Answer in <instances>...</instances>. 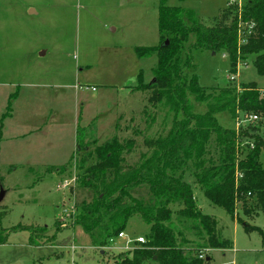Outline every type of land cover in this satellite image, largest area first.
Listing matches in <instances>:
<instances>
[{
    "label": "rangeland",
    "instance_id": "rangeland-1",
    "mask_svg": "<svg viewBox=\"0 0 264 264\" xmlns=\"http://www.w3.org/2000/svg\"><path fill=\"white\" fill-rule=\"evenodd\" d=\"M162 2L193 10L206 26H213L231 5V0H0V128L8 122L4 116L9 103L17 112L16 121H21L26 118L27 106L33 103L37 108L41 98L49 112L45 120L53 125V141L60 146L54 164L47 156L45 163L32 169L15 158L4 166L2 174H9L7 187L15 188L5 199L6 208L0 207L6 215L4 227L23 223L20 226L37 230L44 238L38 248L28 244L29 232L11 230L8 245L0 246V264H117L120 256L140 246L127 245L126 239L148 235L150 226L136 215L128 222L125 239L98 247L73 220L79 211L76 203L86 197L77 177L93 164L98 145L116 135L134 138L137 149L128 155L134 163L146 150L145 136L172 123V116L160 110L154 130H148L144 113L146 107L151 108L148 93L133 88L141 72L146 82L152 80L157 57L141 59L135 49L160 44ZM245 2L238 0L233 6L241 7ZM194 57V72L208 90L228 84L240 89L255 82L264 91V75L257 73L251 58L233 69L222 52L194 50ZM231 76L236 80L231 81ZM26 94L34 100L27 101ZM18 96L22 99L15 104ZM190 99L195 112L207 111L206 102L193 96ZM48 102L55 104L56 111ZM245 117L241 113L234 118L228 111L217 114L222 126L235 129ZM258 121L250 119L245 126L258 123V133L264 138V115ZM134 126L142 131L140 135L134 133ZM79 140L85 151L78 150ZM211 149L218 162L215 148ZM53 172L58 175L51 181L48 174ZM57 181H69L70 185L58 191ZM194 190L201 211L216 218L218 233L231 242L228 249L205 251L212 264H264V213L248 216L239 203L238 218H232L198 187ZM246 224L254 230L248 231ZM72 245L77 247L74 252Z\"/></svg>",
    "mask_w": 264,
    "mask_h": 264
},
{
    "label": "trees",
    "instance_id": "trees-1",
    "mask_svg": "<svg viewBox=\"0 0 264 264\" xmlns=\"http://www.w3.org/2000/svg\"><path fill=\"white\" fill-rule=\"evenodd\" d=\"M159 32V45L135 49L139 58L156 56L157 62L152 80L146 82L141 72L133 88L148 93V130H154L160 110L172 116V123L145 136L146 150L134 163L128 160L137 149L134 138L116 135L95 148L93 164L77 177L86 197L76 203L73 225L82 226L95 246L104 247L138 215L150 226L146 242L120 256L117 264H212L209 254L205 259L199 254L228 249L231 242L218 233L216 218L201 211L194 188L232 218H238L239 203L248 216L264 213V138L259 124L226 128L217 119L218 113L228 111L234 118L244 113L260 121L264 91L255 82L240 89L230 84L204 88L194 72V50L222 52L233 69L251 58L257 73L264 75V0L228 5L213 26L200 22L193 10L162 2ZM190 96L206 102L207 111L195 112ZM10 112L9 103L6 115ZM137 129L133 127L140 135ZM77 147L86 150L80 140ZM3 218L0 211V245L8 242L11 230H28L20 225L7 229ZM245 227L254 230L249 224ZM29 232V243L41 246L40 232Z\"/></svg>",
    "mask_w": 264,
    "mask_h": 264
},
{
    "label": "crops",
    "instance_id": "crops-1",
    "mask_svg": "<svg viewBox=\"0 0 264 264\" xmlns=\"http://www.w3.org/2000/svg\"><path fill=\"white\" fill-rule=\"evenodd\" d=\"M25 96V99L27 101L30 100L32 102L34 100V96H31L29 94H26ZM21 99L22 97L18 96L15 99V104L21 101ZM38 100L39 102L37 108L33 107V103H31V106H27L25 110V114H27L26 118L22 119L21 121H16V119H18L17 112L14 111V109L11 110L9 115L4 116V120L8 122L0 128V185L5 192V196L0 202V205L2 204V206H0L2 209L6 208L7 206L4 202L10 190L15 189H13V187H7L8 183H6V180L9 178V174H2V170H4V166H6V164L8 165V163L13 162V158H15V160H17L18 162L25 163V165H30L32 169L33 165L45 163L46 161L44 160H46L47 156L53 159L51 160V163L54 164L56 162L57 156L60 155V151L58 150L60 146H58V143L53 141L54 138L51 135V129L53 128V125L45 120L48 109L45 108V104L40 103L42 102L41 98H38ZM47 106H51V108H54V110L56 111L54 103L52 104V102H48ZM31 169L29 168L28 171H33ZM48 175L50 177L49 179L51 181H54L53 179L56 178V175L58 174H55V172H53V174ZM25 176L28 177L29 174H25ZM55 188L58 191L62 190L61 183L59 181H57ZM52 201H54V198ZM5 216L6 215L4 214V218ZM21 224L23 223H18L17 225ZM17 225H14L13 227ZM18 231L29 232L26 229L16 230L13 232ZM29 238L28 244L32 246L29 243ZM8 243L9 242L0 246H6L8 245ZM35 247L41 248L39 246Z\"/></svg>",
    "mask_w": 264,
    "mask_h": 264
},
{
    "label": "built area",
    "instance_id": "built-area-1",
    "mask_svg": "<svg viewBox=\"0 0 264 264\" xmlns=\"http://www.w3.org/2000/svg\"><path fill=\"white\" fill-rule=\"evenodd\" d=\"M237 1H238V0H231L230 4L232 5V4H234V3H237ZM252 27H254V26H251V28H252ZM224 56H226V55H224ZM230 80H231V81L236 80V76H231V77H230ZM250 119H251L252 121H257V120H259V116H257V115H251V116L245 117L244 119L241 120V122H239V125L242 124V125H240V127L245 126L246 123H247ZM253 147H254V146L252 145V148H253ZM69 185H70V182H69V181H65L64 183L61 184V187H63V188H67ZM126 237H127V236H126L125 231H124V232H121L117 238L112 239L111 242H116L118 239H125ZM145 242H146V238H145L144 236H140V237H137V238H135V239H130V238H129V239H126V243H127V245L134 244V245L136 246V245H139V244H142V243H145ZM70 248H71V250H72L73 252L76 251V249H77V247L74 246V245H72ZM207 251H208V250H207ZM206 256H207V254L205 253V251H203L202 253L199 254V258H200V259H205Z\"/></svg>",
    "mask_w": 264,
    "mask_h": 264
},
{
    "label": "water",
    "instance_id": "water-1",
    "mask_svg": "<svg viewBox=\"0 0 264 264\" xmlns=\"http://www.w3.org/2000/svg\"><path fill=\"white\" fill-rule=\"evenodd\" d=\"M166 44H168V42ZM213 54H215V52H213ZM4 196H5L4 190H1L0 191V202L3 200Z\"/></svg>",
    "mask_w": 264,
    "mask_h": 264
}]
</instances>
